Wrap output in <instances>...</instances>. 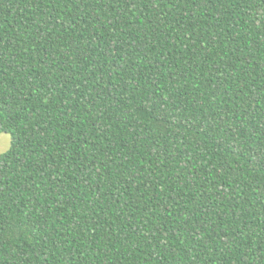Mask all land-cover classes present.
I'll return each mask as SVG.
<instances>
[{
	"label": "trees",
	"instance_id": "trees-1",
	"mask_svg": "<svg viewBox=\"0 0 264 264\" xmlns=\"http://www.w3.org/2000/svg\"><path fill=\"white\" fill-rule=\"evenodd\" d=\"M0 264H264V0H0Z\"/></svg>",
	"mask_w": 264,
	"mask_h": 264
},
{
	"label": "rangeland",
	"instance_id": "rangeland-1",
	"mask_svg": "<svg viewBox=\"0 0 264 264\" xmlns=\"http://www.w3.org/2000/svg\"><path fill=\"white\" fill-rule=\"evenodd\" d=\"M11 137L9 134L0 133V155L10 149Z\"/></svg>",
	"mask_w": 264,
	"mask_h": 264
}]
</instances>
